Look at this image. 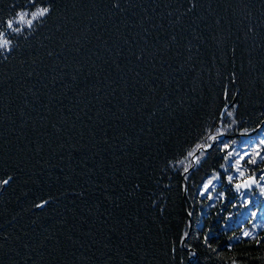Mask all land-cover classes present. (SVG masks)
Wrapping results in <instances>:
<instances>
[{
  "label": "trees",
  "instance_id": "trees-1",
  "mask_svg": "<svg viewBox=\"0 0 264 264\" xmlns=\"http://www.w3.org/2000/svg\"><path fill=\"white\" fill-rule=\"evenodd\" d=\"M43 7L0 49V264H264V0H0V30Z\"/></svg>",
  "mask_w": 264,
  "mask_h": 264
},
{
  "label": "snow or ice",
  "instance_id": "snow-or-ice-1",
  "mask_svg": "<svg viewBox=\"0 0 264 264\" xmlns=\"http://www.w3.org/2000/svg\"><path fill=\"white\" fill-rule=\"evenodd\" d=\"M30 2L35 5L37 0H30ZM49 9L47 7H43V8H37L36 11L34 12H31L30 14L26 11H20V12H17L15 13V16L14 18L12 19H8L7 22H6V30H0V49H7L8 48V45L10 43V41L8 39H5V35H6V31L7 32H16V33H19L22 31V27H17L16 25H21V26H26L28 28H31L32 25H33V22L35 20H37V18H40V17H44L47 13H48ZM30 17V18H29ZM227 115L231 116L232 113L231 112H228ZM233 123H235V121H233ZM262 135H264V130H262ZM212 140H216L217 137L216 136H213L211 137ZM259 143L260 144H264V138H261L259 140ZM209 147H211V145H209ZM189 155H193V153H189ZM257 155H259V153H257ZM228 156H232V152H229L228 153ZM227 160V157L225 158ZM241 159H243V157H241ZM261 159H264V157H261ZM252 163H256L255 160L253 161H250ZM223 167V165H222ZM185 171H187V169H185ZM215 179V177H214ZM229 179V182H231L232 180V177H228ZM262 179H264V177H262ZM4 183H7V181H4ZM213 181L212 180H208L207 184L204 185V189L207 190L208 187L210 185H212ZM256 181L253 180L249 183H246L244 185H237L236 188H237V191H240V188L243 186L244 188L246 189H251L252 185L255 184ZM261 195H264V189L261 190ZM250 233L248 232H245L244 233V236L247 237L249 236ZM185 236H187V233H185ZM207 236L205 237V241H207ZM192 257H195V253H191L190 254Z\"/></svg>",
  "mask_w": 264,
  "mask_h": 264
},
{
  "label": "rangeland",
  "instance_id": "rangeland-1",
  "mask_svg": "<svg viewBox=\"0 0 264 264\" xmlns=\"http://www.w3.org/2000/svg\"><path fill=\"white\" fill-rule=\"evenodd\" d=\"M211 147H212V145H211ZM211 147H209V148L206 147V149H203V151L206 152V151H208ZM241 157H242V156H241ZM230 158L233 159V163H232L229 167H230L231 169H234L235 171H237V170H236V167H238V164H234V163H236V162H241L242 159H238L236 162H234L235 159L233 158V156H230ZM192 161H193V160H192ZM233 164H234V165H233ZM193 165H194V163H193ZM194 166H195V165H194ZM223 168H224V167H223ZM213 177H214V176H213ZM253 178L256 180L255 177H253ZM208 179L210 180V178H208ZM248 179H250V178H245V179L242 178L241 180H238L237 183H238L239 185H241V184H243V183L246 184V183H248ZM256 181H257V180H256ZM205 184H207V183H204V184H203V186L201 187V190H205V189H204V185H205ZM238 184H237V185H238ZM214 186H215V183H214V185H213V183H212V185H210V186L208 187V189L211 188L210 190H214ZM215 187H216V186H215ZM201 195H202V192H201V194L199 195V197H202ZM203 196H204V195H203ZM247 231L249 232L250 230L248 229Z\"/></svg>",
  "mask_w": 264,
  "mask_h": 264
},
{
  "label": "water",
  "instance_id": "water-1",
  "mask_svg": "<svg viewBox=\"0 0 264 264\" xmlns=\"http://www.w3.org/2000/svg\"><path fill=\"white\" fill-rule=\"evenodd\" d=\"M255 180L253 177L251 179H248V183ZM256 181V180H255ZM245 183L241 184V185H244ZM256 184H257V181L255 184L252 185L251 189L250 190H253V188L256 187ZM249 189H246L244 188L243 186L240 188V191H250Z\"/></svg>",
  "mask_w": 264,
  "mask_h": 264
}]
</instances>
